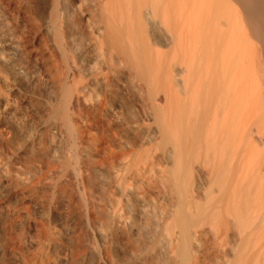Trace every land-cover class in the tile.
Returning <instances> with one entry per match:
<instances>
[{"label": "bare ground", "instance_id": "1", "mask_svg": "<svg viewBox=\"0 0 264 264\" xmlns=\"http://www.w3.org/2000/svg\"><path fill=\"white\" fill-rule=\"evenodd\" d=\"M0 264H264V0H0Z\"/></svg>", "mask_w": 264, "mask_h": 264}]
</instances>
